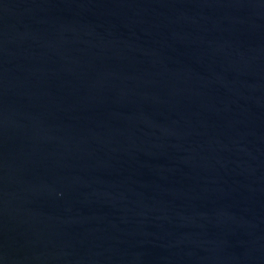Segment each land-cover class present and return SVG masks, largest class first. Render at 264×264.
<instances>
[{"label":"water","instance_id":"95a60500","mask_svg":"<svg viewBox=\"0 0 264 264\" xmlns=\"http://www.w3.org/2000/svg\"><path fill=\"white\" fill-rule=\"evenodd\" d=\"M0 264H264V0H0Z\"/></svg>","mask_w":264,"mask_h":264}]
</instances>
